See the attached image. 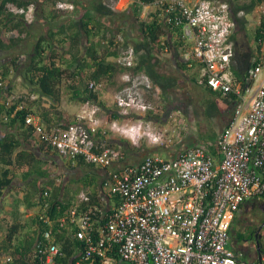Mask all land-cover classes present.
I'll return each instance as SVG.
<instances>
[{
  "label": "built area",
  "instance_id": "1",
  "mask_svg": "<svg viewBox=\"0 0 264 264\" xmlns=\"http://www.w3.org/2000/svg\"><path fill=\"white\" fill-rule=\"evenodd\" d=\"M111 1H117L114 10L119 0ZM8 8L28 24L34 22L33 5ZM57 8L74 7L58 3ZM232 15L225 0H154L140 5V18L147 22L182 21V37L191 45L187 61L199 68L198 84L233 97L231 117L216 140L218 158L204 144L163 157L161 153L173 151L190 127L183 112H164L150 100L158 90L147 74L135 71L133 47H117L115 63L123 72L114 94L115 120L100 117L95 107L66 127H49L30 111L29 103L40 101L50 108L51 98L38 92L3 94V103L14 113L26 111L24 123L38 144L65 161L80 160L104 171L100 203H91V190H81L58 221L79 243L73 264H247L243 254L232 249L230 233L242 205L264 202V24L247 82L238 81L233 72ZM88 88L99 91L101 85L90 81ZM109 133L137 147L144 142L163 151L126 163L120 149L98 142V135ZM59 256L60 247L46 230L32 258L38 264H55Z\"/></svg>",
  "mask_w": 264,
  "mask_h": 264
},
{
  "label": "trees",
  "instance_id": "2",
  "mask_svg": "<svg viewBox=\"0 0 264 264\" xmlns=\"http://www.w3.org/2000/svg\"><path fill=\"white\" fill-rule=\"evenodd\" d=\"M131 1L134 4L130 10L140 34V42L135 46V50H143L146 54L142 60L138 61L135 71L145 72L152 80L154 87L158 88L163 96L173 88L174 82L157 73L156 67L160 57L166 53L187 51L185 45L187 41L182 37L183 22L167 24L158 18H153L151 22L142 20L140 5L152 4L154 0ZM56 2L57 0L50 4L55 9L50 12L51 17L47 19L49 23H54L63 13L56 8ZM87 2L90 3L91 9L97 16H94L92 11L85 10L78 21L67 26L51 28L44 36L36 39L25 61H20V57L16 55L11 58L8 64L0 66V82H2V87H0V200L12 187V183L16 179H21L29 187L30 193L20 200H14V205L18 206L24 199L23 202L29 203L30 208L36 209L30 219L36 227L34 236H19L23 230L19 223L8 227L6 235L0 240V264H38V261L32 258L33 250L35 245L43 239V233L46 230L52 231L53 238L60 247V256L56 259L55 264H73L77 256L79 243L68 235L67 228L58 221L62 219L80 190L72 191L66 188L65 181H62L59 186H55L54 174L41 169V161L33 152L32 146L36 145L37 151L43 155L50 154L58 157L57 154L36 142L31 128L24 123L26 111L14 113V109L7 107L2 100L4 93H13L10 88H6L4 85H6L10 73L17 72L31 91L46 95L55 103L60 102L61 92L65 89L70 92L69 99L72 101L103 106L99 100V91L90 90L88 82L94 81L100 85L104 82L111 83L123 72L120 66L110 60V58L114 59L118 56V48L114 40L106 39L107 36H110L111 31L105 18L115 16L111 7L117 1L87 0ZM260 4H262V0H251L245 7L236 6L233 12L235 15L239 12H245L248 15ZM9 5L20 9L27 8L32 3L23 0H0V52L4 53H14L19 47L24 46V43L31 37L30 31L33 27V24L25 22L23 16L11 13ZM235 21L241 26L245 23L239 18H236ZM263 24L264 16L261 17L260 24L254 33L253 42L255 44L262 38ZM231 40L234 42L235 50L234 75L238 81L244 79L247 82L254 51L244 44L235 42L233 34ZM191 61L189 59L177 66L181 72H187L195 65ZM192 81L196 82V78H192ZM203 87L211 98L204 103V117L207 120L218 116L222 117L229 107L233 109L234 99L231 95L222 97L207 86ZM243 88L245 89V84ZM117 118L116 114L107 117L108 121ZM75 122L76 119L68 122L67 125ZM198 135L199 142L208 146L211 154L218 158L216 145L218 135L214 134L213 139L208 142L200 137V131ZM121 143L110 144V147L117 149L122 145ZM126 150L138 151L139 148L128 146ZM122 155L124 156L123 153ZM71 164H67L69 168L72 167ZM74 167L92 169L90 166H84L80 160ZM90 174L86 173L85 177L80 178L77 182L83 186L82 188L91 190V203L99 204L100 177L95 172ZM42 180L47 183L45 186L40 184ZM249 203H253V201H248L245 204ZM242 207L243 205L240 209ZM46 220L47 223L44 222ZM238 223L239 218L236 217L231 228L233 234L231 239L235 242H241L244 238L240 233L235 232L234 228ZM258 255H261L262 260V253ZM2 259L3 261H1ZM6 259H10V262H7Z\"/></svg>",
  "mask_w": 264,
  "mask_h": 264
},
{
  "label": "rangeland",
  "instance_id": "3",
  "mask_svg": "<svg viewBox=\"0 0 264 264\" xmlns=\"http://www.w3.org/2000/svg\"><path fill=\"white\" fill-rule=\"evenodd\" d=\"M59 1V0H58ZM229 2L232 6V10L235 9L236 6L239 7H245L250 3L251 0H235V3L232 4L233 0H225ZM60 2L68 3L65 0H60ZM58 3V2H57ZM73 11H62L61 19L62 22L65 23H72L75 21H78L79 18L83 15L85 10L92 11L94 16H97L95 12L91 9L90 3L86 2L85 0H74L73 2ZM69 4H72L69 2ZM87 4V5H86ZM134 4L132 3L129 5L130 8ZM34 6V4H32ZM35 8V6H34ZM115 12L114 17H108L105 18V22H107L110 25L109 30L111 31L110 36H107V40H114V43H118L116 45L117 47L121 49H126L128 47H133L135 49V46L140 42V34L138 32V27L136 20L131 12V10L125 8V1L122 0L119 5L115 6V9L113 10ZM36 15V10H35ZM234 18H239L240 20H244L245 23L241 26L236 24L233 30V35H235V42H238L239 44H244L248 48H251L253 51L255 50V42L253 37L255 30L257 26L259 25V22L261 20V17L264 16V2L254 8L248 15L243 12V15L236 16L234 13ZM232 15V16H233ZM108 41V42H109ZM30 42V43H29ZM35 42V38H31L27 41V47L26 45L23 47H19L16 52L14 53H4L0 52V66L8 64L12 57L18 56L20 57V61H25L27 55L30 54L31 49L33 47V44ZM234 43V42H233ZM185 45L187 47V51L175 53L174 51H170L169 53H166L165 55L160 57V60L158 62V65L156 67V72L161 74L165 78L172 79L174 82L173 88L169 89L165 94H161L160 90L157 92H154L153 95L150 96V100L158 103L162 106L164 112L166 111H173V110H179L186 115H190L192 112L191 108L201 107L203 106V102L208 97V91L201 86L198 83V66L197 64L192 67L187 72H181L178 68V64H183L187 61V54L190 51V43L185 42ZM103 49V47H102ZM136 51V50H135ZM120 52V49H118V54ZM146 54L144 51H136V64L139 60H142ZM115 59V58H114ZM114 59H110L114 62ZM190 68V67H189ZM146 74L145 72H142ZM192 78H196V82L192 81ZM121 75H119L117 78L113 79L111 83L104 82L101 84L104 86V88L108 89L109 91L116 92L118 89H120L121 86ZM7 88H10L13 93L17 94H26L31 93L29 86L23 81L21 78V75L17 72H12L7 78L6 83ZM156 88V87H155ZM65 90V89H64ZM158 90V88H157ZM67 91V90H65ZM151 94V93H150ZM149 94V95H150ZM69 99V98H68ZM211 99V98H209ZM70 100V99H69ZM72 101V100H71ZM69 102L68 105L71 108H79L81 105L78 103ZM232 114V109L229 107L224 115L222 117H216L211 120H207L204 116H201L203 118V121L199 124L200 128V137L204 139V141L208 142L213 139V135L216 133H220L222 129L224 128L223 125L225 124L227 119H230ZM185 115V116H186ZM194 118L196 117L195 112L193 113ZM108 115L102 114V118L107 119ZM197 119V118H195ZM157 121L164 123L163 120L160 118L157 119ZM109 136H113V138L116 140L115 142L111 143L108 142V145L115 144L117 142H123L120 146L121 152L124 154V156H127L128 160L127 163H133L140 161L143 156L150 152H162V149L149 147L144 142H141L139 145L138 151H129L126 150V147L131 146L128 139L122 136H119L114 133H109ZM118 149V148H117ZM32 150L39 158V161H41L40 167L43 170L49 171L50 173L54 174V177L60 179L61 181H65V187L70 188V190H84L85 188H82L83 186L77 182L78 178L81 177L79 172L74 171V167H68L67 163L62 162V160L59 157H54L53 155L46 154L43 155L41 152L37 151L36 145L32 146ZM163 157H167V152L161 153ZM67 166V167H66ZM84 170V169H83ZM20 185L21 182L17 181ZM26 183H22L23 186ZM42 184V182H41ZM7 200L2 201L1 207L3 209L4 205H6ZM10 203V202H9ZM8 203V204H9ZM264 210L256 207V203L253 202L249 204L243 205V207L240 209L239 213L237 214V218H239V223L235 225V232L240 233L244 238L241 240V242H235L234 244H237V247H239L241 250H243V260L249 262L251 260V257L253 256L256 258L254 251V237L259 234V238L261 241H264V228L263 230L259 229V225L262 222V218L264 217ZM261 216V217H260ZM232 234V233H231ZM230 234V235H231ZM264 258V253L262 254Z\"/></svg>",
  "mask_w": 264,
  "mask_h": 264
},
{
  "label": "crops",
  "instance_id": "4",
  "mask_svg": "<svg viewBox=\"0 0 264 264\" xmlns=\"http://www.w3.org/2000/svg\"><path fill=\"white\" fill-rule=\"evenodd\" d=\"M23 1H29L32 4H34L35 6V10H36V17H35V21L33 22V27L30 31V35L31 37L28 39L30 40L31 38H35L38 39L41 36H44L49 29L51 28H56L57 26H61V25H70L71 23H65L62 22L61 16L58 17L56 19V21L54 23H49L47 20L49 17H51V11L54 10L55 8L51 7L50 4L55 1V0H23ZM68 3H72V5L74 4V0H65ZM87 2V0H85ZM122 0H119L117 6L119 5V3H121ZM125 1V8L130 10V4L132 3V1L130 0H124ZM234 2L232 4L235 3V0H233ZM57 2H60V0ZM56 2V3H57ZM64 3V2H63ZM75 5V4H74ZM87 5V4H86ZM116 6V8H117ZM116 12V11H115ZM233 10H232V14H233ZM53 15V14H52ZM30 43V42H29ZM27 47V42L24 43ZM24 45V46H25ZM23 47V46H22ZM112 59V58H110ZM99 100L101 103H103V106L100 107L96 104L93 103H80V102H75L80 104L81 106L79 108H71L68 103L69 102H74L69 100V96H70V92L62 90L61 92V100L59 103H55L53 101V106L50 108L44 107L43 104L40 101L37 102H31L29 103V108L30 111L40 117L41 121L46 125V126H51V127H66L68 122H71L72 120H75L79 117H87L93 110L95 107L98 108V114L100 117H102V114H106V115H113L116 114V108H115V104H114V91H109L108 89L104 88V86L102 85V88H100L99 90ZM209 99V96L207 97V101ZM206 100L203 102V106L201 105V107H196L194 106V108H191V114L190 115H186V119L188 122V125L190 127L189 131L187 134H185V137L177 143V145L175 146L174 150L171 151L170 153L168 152L166 155H168V158L171 157H175L177 151H182L185 150L191 146L197 145V144H202L201 142H199L198 140V133L200 131L199 128V124L203 121V118L201 116L205 115V108H204V103L206 102ZM195 112L197 119L194 118L193 113ZM117 115V114H116ZM220 117V116H218ZM229 119L226 120L225 124L223 125V127H225L228 123ZM219 133H216L215 136H217ZM97 140L100 144L102 143H107V142H115L116 140L113 138V136H101L98 135L97 136ZM131 144V143H130ZM131 146H133V144H131ZM125 158V162H127L128 158L127 156H124ZM73 167L77 165V163H72L71 164ZM74 171L79 172V174L81 175V177L78 178V180L80 178H84L86 173H91L93 174L94 172L99 175L100 177L102 176V173L104 172L102 169H97V168H93L92 169H78L77 167H74L73 169ZM90 174V175H91ZM21 182V185L17 182ZM42 182V184H41ZM21 179H16L13 183H12V187L10 189H8L6 191L5 196L0 200V203L4 200L6 201V205H4L3 209L0 208V240L6 235V232L8 230V227L13 226L16 223H19L20 226L23 228V230L20 232L19 236H34V231L36 230L35 225H33L30 221V219L33 217V215L36 212L35 208H30L28 205L29 203H25L22 202L18 205L15 206L14 205V200L16 199H22L25 195H29L30 191H29V187L27 186V184H25L26 186L22 185ZM40 184L42 186H45L47 183L45 182V180L40 181ZM55 186H57V181L55 182ZM15 189V190H14ZM70 189V188H69ZM10 202V203H9ZM9 203V204H8ZM1 207V204H0ZM231 234V233H230ZM231 234V238H232ZM264 259V258H263ZM259 260V257L257 256L256 258H254L253 256L251 257V260L249 262L244 261L247 264H256L257 261ZM3 261V259L1 260Z\"/></svg>",
  "mask_w": 264,
  "mask_h": 264
},
{
  "label": "flooded vegetation",
  "instance_id": "5",
  "mask_svg": "<svg viewBox=\"0 0 264 264\" xmlns=\"http://www.w3.org/2000/svg\"><path fill=\"white\" fill-rule=\"evenodd\" d=\"M256 203V207L264 210V202H255ZM253 204V203H252ZM264 212V211H263ZM261 217V216H260ZM262 218V222L261 224L259 225V229L261 228L263 230L264 228V217H261ZM260 229V230H261ZM254 248H255V251H254V254L255 256L257 257L259 253H264V241H261L260 238H259V234H257L255 237H254ZM231 246H232V249L234 251H238V252H241L243 255H244V252L243 250H241L239 247H237V244H234V241L231 239ZM239 244V242H238Z\"/></svg>",
  "mask_w": 264,
  "mask_h": 264
},
{
  "label": "clouds",
  "instance_id": "6",
  "mask_svg": "<svg viewBox=\"0 0 264 264\" xmlns=\"http://www.w3.org/2000/svg\"><path fill=\"white\" fill-rule=\"evenodd\" d=\"M131 1V0H130ZM58 3H63V2H58ZM58 3H56V8H57V4ZM65 4H69V3H65ZM72 5V4H71ZM58 9V8H57ZM59 10H61V9H59ZM61 11H67V10H61ZM69 11V10H68ZM71 11H73V10H71ZM136 52V51H135ZM116 59V58H115ZM115 59H114V62H115ZM137 65V64H136ZM7 88V87H6ZM157 89V88H156ZM158 91H159V89H158ZM31 93H33V91L31 92ZM53 101V100H52ZM109 136V135H108ZM129 143H131V141H129ZM107 144H108V142H107ZM132 144V143H131ZM134 147H137L136 145H133ZM137 148H139V147H137ZM118 149H120V148H118ZM53 151V150H52ZM54 152V151H53ZM56 153V152H55ZM58 156V155H57ZM59 157V156H58ZM60 158V157H59ZM61 159V158H60ZM125 159V158H124ZM62 160V162H64L63 161V159H61ZM64 163H67V164H69V163H72V162H68V161H65ZM127 163V162H126ZM83 164V163H82ZM84 166H88V165H84ZM90 167H93V166H90ZM93 168H95V167H93ZM97 169H100V168H97ZM100 177V176H99ZM57 181V186H59L60 185V183L62 182L60 179H58V180H56ZM58 181H60V183L58 182ZM100 181H101V177H100ZM85 190V189H84ZM81 191V190H80Z\"/></svg>",
  "mask_w": 264,
  "mask_h": 264
},
{
  "label": "water",
  "instance_id": "7",
  "mask_svg": "<svg viewBox=\"0 0 264 264\" xmlns=\"http://www.w3.org/2000/svg\"><path fill=\"white\" fill-rule=\"evenodd\" d=\"M258 257H259V261L261 260V255H258Z\"/></svg>",
  "mask_w": 264,
  "mask_h": 264
},
{
  "label": "bare ground",
  "instance_id": "8",
  "mask_svg": "<svg viewBox=\"0 0 264 264\" xmlns=\"http://www.w3.org/2000/svg\"><path fill=\"white\" fill-rule=\"evenodd\" d=\"M35 17H36V15H35ZM34 21H35V19H34ZM27 23V22H26ZM28 24V23H27ZM31 24H33V23H31Z\"/></svg>",
  "mask_w": 264,
  "mask_h": 264
}]
</instances>
